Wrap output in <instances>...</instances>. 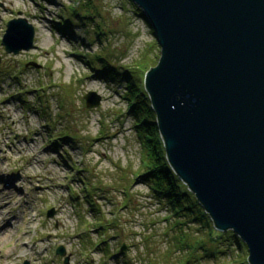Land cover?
<instances>
[{"label":"rangeland","instance_id":"1","mask_svg":"<svg viewBox=\"0 0 264 264\" xmlns=\"http://www.w3.org/2000/svg\"><path fill=\"white\" fill-rule=\"evenodd\" d=\"M132 3L0 0V179L9 176L13 190L26 195L0 200V230L10 231L0 236V264H64L65 257L67 264H184L189 251L199 261L192 256L188 264L248 257L247 246L226 240L218 244L226 252L201 258L207 229L197 231L195 221L175 226L170 210L137 177L146 150L125 80L96 70L105 61L131 68L144 85L145 71L158 61L156 35ZM70 5L90 8L94 17L86 24L77 17L73 32H64L55 23ZM19 15L34 25V45L7 52L1 37L8 19ZM89 90L100 95L98 105L86 106ZM12 213L18 221L7 223ZM59 245L64 255L56 252Z\"/></svg>","mask_w":264,"mask_h":264},{"label":"water","instance_id":"2","mask_svg":"<svg viewBox=\"0 0 264 264\" xmlns=\"http://www.w3.org/2000/svg\"><path fill=\"white\" fill-rule=\"evenodd\" d=\"M131 1L160 45L143 80L168 162L215 227L232 229L249 262L264 264V0ZM34 33L15 16L1 43L18 53L33 47ZM83 98L100 102L92 90Z\"/></svg>","mask_w":264,"mask_h":264},{"label":"trees","instance_id":"3","mask_svg":"<svg viewBox=\"0 0 264 264\" xmlns=\"http://www.w3.org/2000/svg\"><path fill=\"white\" fill-rule=\"evenodd\" d=\"M87 2L90 3L89 1ZM90 4L92 9H95L94 4L92 2ZM134 6L136 9L140 10L136 4H134ZM65 8L66 10L63 12V15L61 14L63 20L61 22L59 21V23H57L58 21L55 23V26L61 25V29L64 32H73L72 28L75 18L79 17L83 19L82 23L86 24L87 19L94 17L87 12L90 8L85 11H81L84 8L79 5H70ZM137 14L144 15L141 11ZM98 27L99 30L96 32L97 35L103 32L101 24H99ZM99 59L102 60L100 56L98 57V60ZM144 63L145 60L140 62L142 66H144ZM96 70L101 74H106L110 77L118 76V78L125 80V88L128 91V93H126L128 94L126 98L128 99L129 112L134 115V127L137 130L143 149L146 150L144 168L137 177L141 178L143 182H146L152 194L170 210L173 218H175V226L180 224L190 225V221H195V223L197 222L200 224L196 226L197 231L202 230V227L207 229V240L201 239V241H199L198 247L201 248V258L209 259L212 257L216 259L217 254L226 252L225 249L218 246L219 243H224L226 240H228L229 244L234 240L239 246H246L233 230L227 229L221 231L215 228L212 218L204 210V207L197 199L196 195L172 169L166 157L164 141L158 129L157 118L151 105L148 92L145 86L140 84L138 79L136 80L134 78L131 68L124 67V69L120 70L105 61L103 65L97 67ZM64 135L66 136V134ZM184 232H186L185 229ZM214 239H217V241ZM184 242L188 244V242ZM189 252L190 254L185 258L184 264H188L192 256L193 260L196 259L199 261L195 258L196 255H193L191 251ZM236 264L251 263L247 257L243 260H236Z\"/></svg>","mask_w":264,"mask_h":264},{"label":"bare ground","instance_id":"4","mask_svg":"<svg viewBox=\"0 0 264 264\" xmlns=\"http://www.w3.org/2000/svg\"><path fill=\"white\" fill-rule=\"evenodd\" d=\"M11 180H12V178H10L9 176L4 177L3 179L2 178L0 179V182H2L4 185L3 188L2 187L0 188V200L1 201L10 200L11 198L14 200L17 199L18 201L23 200L26 197V195H23L22 193L18 192L17 190H13V185L11 184ZM29 203L30 202L28 200V202H26L25 204H29ZM7 206H8V203H7ZM25 209L26 208H24V210ZM0 213H3V211H0ZM12 214H13L12 215L13 217L10 216L9 219L7 220V223L8 222L10 223L11 221H13L12 223H14L15 220L18 221V218H19L18 214H16V213H12ZM4 217H5V215H3L2 219H4ZM5 219H4V221H6ZM9 232L10 231L8 230V228H6V227L1 228L0 236H4L5 234H8Z\"/></svg>","mask_w":264,"mask_h":264}]
</instances>
